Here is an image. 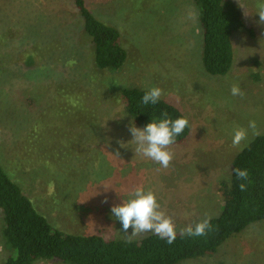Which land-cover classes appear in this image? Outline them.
<instances>
[{"label": "rangeland", "instance_id": "374dc122", "mask_svg": "<svg viewBox=\"0 0 264 264\" xmlns=\"http://www.w3.org/2000/svg\"><path fill=\"white\" fill-rule=\"evenodd\" d=\"M85 1L100 21L123 27L129 59L121 70L69 61L89 55L73 0H0L1 166L51 225L68 234L129 241L111 208L137 186L155 193L177 232L218 217L219 185L230 181L237 154L264 135V25L257 0H231L255 35H234V63L225 77L203 67L192 0ZM75 45L80 53L59 52ZM233 84L240 85L242 97L231 95ZM152 87L163 89L161 98L180 108L191 125L187 143L171 146L175 155L166 169L135 156L133 120L121 102L123 89ZM253 120L259 135L248 129ZM236 127L249 132L239 148L232 146ZM1 223L0 218V228ZM8 257L0 236V264ZM182 264H264V221L229 239L212 257Z\"/></svg>", "mask_w": 264, "mask_h": 264}, {"label": "trees", "instance_id": "16d2710c", "mask_svg": "<svg viewBox=\"0 0 264 264\" xmlns=\"http://www.w3.org/2000/svg\"><path fill=\"white\" fill-rule=\"evenodd\" d=\"M73 2L83 20L84 37H89L88 51L84 50L89 55H77L69 61L90 60L101 71L121 70L129 53L124 48L120 31L100 21L86 7L85 0ZM192 2L197 8L203 36V67L211 76L225 77L234 63V35L244 31L254 36L255 30L248 26L240 7L231 0ZM71 47L72 50L60 49L59 52L80 53L79 45ZM146 91L140 88L121 91L123 107L139 128L143 129L153 117L159 118L164 111L172 119L186 117L180 108L162 98L156 105H143L141 101ZM190 136L189 122L173 146L185 145ZM237 167L247 169L250 179L238 180L234 172ZM241 183L247 184L246 191L240 190ZM218 191L223 199V209L218 217L211 219L212 230L206 236L189 237L177 232L175 242L168 244L150 234L129 242L108 239L102 233L77 235L55 228L0 164V236L4 250L9 253L4 264H182L210 258L229 239L264 221V135L237 154L232 163L230 181L221 183Z\"/></svg>", "mask_w": 264, "mask_h": 264}, {"label": "clouds", "instance_id": "9594fccd", "mask_svg": "<svg viewBox=\"0 0 264 264\" xmlns=\"http://www.w3.org/2000/svg\"><path fill=\"white\" fill-rule=\"evenodd\" d=\"M256 15L259 16V23L264 25V0H257ZM247 16V12H245ZM195 13L190 11L189 18L193 19ZM232 96H243L239 84H233L230 89ZM165 95L164 90L159 87H152L147 90L142 97L141 103L145 106L151 104L156 105L161 97ZM189 126V120L186 117L172 119L167 111L161 113L159 118L153 117L152 122L148 123L143 129L135 126L134 121L129 126V131L133 137L131 144H134L135 156H143L148 158L163 168H168L173 159L174 152L171 151L177 137ZM248 129L252 130L253 135H259L256 122L250 121ZM248 129L236 127L233 131L232 146L239 148L242 142L248 139ZM121 146L125 147L123 142ZM119 156V153L116 154ZM235 175L238 180L247 181L250 179L247 169L235 168ZM105 187V191L110 188ZM241 191L247 190V184L239 185ZM107 203V200L104 201ZM114 218L122 223L123 233L131 239L147 232H152L160 239L166 240L168 244H172L177 239V228L172 217L168 216L161 205L155 193L151 190H145L143 186L135 187L128 200L123 201L120 205L111 208ZM133 229L131 235L128 230ZM212 230L211 217L205 218L195 225H188L181 229V233L189 237L206 236Z\"/></svg>", "mask_w": 264, "mask_h": 264}, {"label": "crops", "instance_id": "0c3cea01", "mask_svg": "<svg viewBox=\"0 0 264 264\" xmlns=\"http://www.w3.org/2000/svg\"><path fill=\"white\" fill-rule=\"evenodd\" d=\"M96 15H97V11L95 10V12H94ZM118 28H119V31L121 30V29H123V27H119V26H117ZM121 38H122V42H123V35L121 34ZM123 45H124V43H123Z\"/></svg>", "mask_w": 264, "mask_h": 264}]
</instances>
